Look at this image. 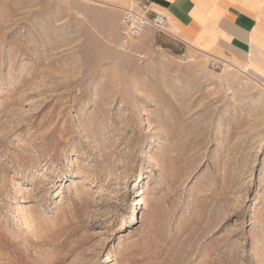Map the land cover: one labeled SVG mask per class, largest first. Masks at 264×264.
<instances>
[{"label":"rangeland","instance_id":"obj_1","mask_svg":"<svg viewBox=\"0 0 264 264\" xmlns=\"http://www.w3.org/2000/svg\"><path fill=\"white\" fill-rule=\"evenodd\" d=\"M121 17L0 0V264H264V88Z\"/></svg>","mask_w":264,"mask_h":264},{"label":"crops","instance_id":"obj_2","mask_svg":"<svg viewBox=\"0 0 264 264\" xmlns=\"http://www.w3.org/2000/svg\"><path fill=\"white\" fill-rule=\"evenodd\" d=\"M123 10L135 0H96ZM191 49L228 59L264 88V0H151Z\"/></svg>","mask_w":264,"mask_h":264},{"label":"built area","instance_id":"obj_3","mask_svg":"<svg viewBox=\"0 0 264 264\" xmlns=\"http://www.w3.org/2000/svg\"><path fill=\"white\" fill-rule=\"evenodd\" d=\"M167 28V16L154 9L151 0H135L131 6L125 8L121 17V32L126 39L140 37L147 29ZM218 67L217 63H212Z\"/></svg>","mask_w":264,"mask_h":264},{"label":"bare ground","instance_id":"obj_4","mask_svg":"<svg viewBox=\"0 0 264 264\" xmlns=\"http://www.w3.org/2000/svg\"><path fill=\"white\" fill-rule=\"evenodd\" d=\"M110 258V256H107V259H109Z\"/></svg>","mask_w":264,"mask_h":264}]
</instances>
